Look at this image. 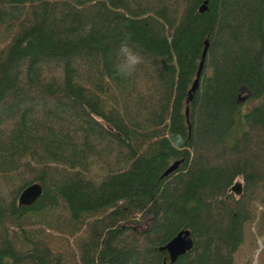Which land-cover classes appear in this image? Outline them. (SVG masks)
<instances>
[{"label":"trees","instance_id":"obj_1","mask_svg":"<svg viewBox=\"0 0 264 264\" xmlns=\"http://www.w3.org/2000/svg\"><path fill=\"white\" fill-rule=\"evenodd\" d=\"M202 2L0 0V264H234L264 234V0Z\"/></svg>","mask_w":264,"mask_h":264},{"label":"water","instance_id":"obj_2","mask_svg":"<svg viewBox=\"0 0 264 264\" xmlns=\"http://www.w3.org/2000/svg\"><path fill=\"white\" fill-rule=\"evenodd\" d=\"M205 0H203L202 4L199 7V11H203L205 8ZM205 53V47L202 50L201 54V60L198 64V69L195 74V78L192 82V85L189 89V92H192L195 90L197 86L198 81V75L202 66V58ZM186 114V110H185ZM176 162H174L172 165L167 167V169L164 171V174L169 172L173 169ZM229 191L233 192L234 194H239L240 192V183L238 181H234L230 187ZM41 187L38 183L34 182L26 187H24L20 193L17 196V204L18 205H30L32 204L36 198L40 195ZM192 245V239L189 236V231L187 229H181L177 231L160 249H164L167 252L168 258L171 261H173L178 255L183 254L187 250L191 248Z\"/></svg>","mask_w":264,"mask_h":264},{"label":"rangeland","instance_id":"obj_3","mask_svg":"<svg viewBox=\"0 0 264 264\" xmlns=\"http://www.w3.org/2000/svg\"><path fill=\"white\" fill-rule=\"evenodd\" d=\"M245 98V94L242 93L239 102L243 103ZM234 181H238L242 185L240 177H236ZM236 195L234 194V196ZM257 221V218L254 219L249 226V230H244L243 242L233 255L234 264H264V234L255 233ZM259 224L264 225V220H261ZM70 264H73V262Z\"/></svg>","mask_w":264,"mask_h":264},{"label":"clouds","instance_id":"obj_4","mask_svg":"<svg viewBox=\"0 0 264 264\" xmlns=\"http://www.w3.org/2000/svg\"><path fill=\"white\" fill-rule=\"evenodd\" d=\"M130 41L131 36H125L118 49V59L115 64V72L121 77L130 76L139 64L142 63V57L133 50Z\"/></svg>","mask_w":264,"mask_h":264}]
</instances>
